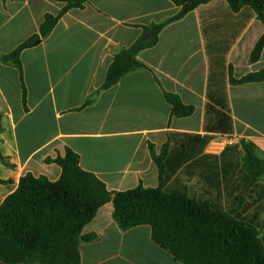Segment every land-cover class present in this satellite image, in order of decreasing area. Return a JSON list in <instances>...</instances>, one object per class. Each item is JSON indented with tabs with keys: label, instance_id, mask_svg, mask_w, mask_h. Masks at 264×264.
Instances as JSON below:
<instances>
[{
	"label": "crops",
	"instance_id": "crops-1",
	"mask_svg": "<svg viewBox=\"0 0 264 264\" xmlns=\"http://www.w3.org/2000/svg\"><path fill=\"white\" fill-rule=\"evenodd\" d=\"M63 7L0 0V58ZM179 11L171 0H88L21 53L22 72L0 60V207L27 173L59 180L62 168L53 160L68 150L112 193L83 229L96 238L81 245V264H182L154 242L151 226L123 231L115 221V193L139 186L184 192L256 225L264 240V176L250 184L244 170L245 144L264 158V82H231L264 68V48L251 59L264 35L252 8L235 12L224 0L199 6L138 54L143 67L99 92L116 55L143 36L142 26ZM165 93L194 114L172 116ZM164 150L159 165L154 155Z\"/></svg>",
	"mask_w": 264,
	"mask_h": 264
},
{
	"label": "trees",
	"instance_id": "trees-1",
	"mask_svg": "<svg viewBox=\"0 0 264 264\" xmlns=\"http://www.w3.org/2000/svg\"><path fill=\"white\" fill-rule=\"evenodd\" d=\"M64 7L58 15L46 14L38 34L19 45L12 53L3 55L5 64L22 72L21 53L39 46L54 30L59 20L72 9H84L88 0H56ZM180 11L160 24L142 26L143 36L131 47L116 55L106 80L99 90L116 85L121 77L143 67L138 54L155 46L160 32L170 23L182 19L201 5L220 0H171ZM233 11L252 8L264 24V0H224ZM264 48V35L256 44L251 59L257 61ZM23 86V105L27 110V89ZM233 84L264 82V68ZM172 106V116L183 118L194 114L193 106L185 105L179 96L165 93ZM94 100L91 98L87 104ZM0 115V133L4 132ZM244 170L250 184L264 176V158L256 147L245 144ZM165 151L159 157L161 165ZM0 158L4 160L1 149ZM62 168L59 180L46 176L25 174L18 189L0 207V261L6 264H81L80 247L95 240L83 235V229L98 210L111 201L112 193L94 173L84 170L80 157L68 150L64 157L53 160ZM0 183H5L0 179ZM114 219L123 230L140 225L152 228L156 244L167 250L182 264H264V240L256 225L238 216L217 210L207 202L189 197L184 192H167L161 187L137 188L117 192L113 199Z\"/></svg>",
	"mask_w": 264,
	"mask_h": 264
}]
</instances>
